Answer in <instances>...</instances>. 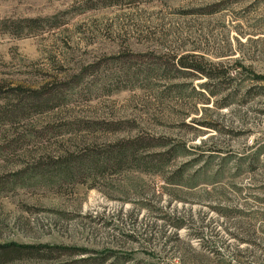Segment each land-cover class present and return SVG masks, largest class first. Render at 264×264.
<instances>
[{
	"label": "rangeland",
	"instance_id": "obj_1",
	"mask_svg": "<svg viewBox=\"0 0 264 264\" xmlns=\"http://www.w3.org/2000/svg\"><path fill=\"white\" fill-rule=\"evenodd\" d=\"M192 55L225 64L233 81L177 75L175 58ZM256 76L264 0H0V246L32 248L8 249L0 264H217L162 218L214 219L218 206L243 212L217 226L224 264H236V222L262 227L264 254ZM44 88L20 103L19 92ZM38 103L47 107L30 109ZM121 148L126 159L109 162ZM169 148L177 157L151 169ZM94 155L107 160L60 174Z\"/></svg>",
	"mask_w": 264,
	"mask_h": 264
},
{
	"label": "trees",
	"instance_id": "obj_2",
	"mask_svg": "<svg viewBox=\"0 0 264 264\" xmlns=\"http://www.w3.org/2000/svg\"><path fill=\"white\" fill-rule=\"evenodd\" d=\"M37 23L36 21L32 22ZM196 57L195 55H192L190 57H176L175 58V63H174V69L176 70L175 72L177 73V75H185L186 73H190V74H194V75H199V76H203L208 78L210 81L212 82H217V81H225L227 79H230V82H232L233 80L229 77V70L225 68V64L223 63H218V64H213V63H202V62H198L195 61ZM190 61V62H189ZM235 81V80H234ZM254 81L255 82H264V77L262 76H256L254 77ZM203 87V86H202ZM255 87V86H254ZM205 88V87H204ZM0 90H1V86H0ZM2 91V90H1ZM18 91H20V89H18ZM49 95V88H44L41 91H32L29 92L27 94L20 93L19 92V98L22 100H20V103L22 104L26 99H30V98H38V97H42L45 98ZM55 105H57V107L53 108H59L58 106V98H55ZM47 107V104L43 105L42 103H38L36 105H32L30 107V109H32L33 111H40L42 110V108ZM160 149H164V148H160ZM130 153V149L128 150H123L122 148L120 149V151L116 154H113L112 158H110L109 162H117L120 163L123 161V159H126V155H129ZM174 150H172L171 148H169L167 151H165V153H157L155 154V156L158 157H154L152 159L151 162H149V165L151 166V169H154V167L158 168L163 164V161H167L166 165H169L170 161H172V159L175 158V156L177 157V154L175 153ZM264 153V148L262 150H260L259 152L256 153L255 155V159L259 160L260 155ZM139 155L133 153L131 157H133V160L135 159V156ZM191 155L190 153H187L184 156H188ZM107 158L105 160L101 159V158H96L95 160V155L88 157V158H82L77 160L76 158H69V160H67L65 163H62L63 165H59V169H60V174L62 175H66V177H69L72 174V167H68V163L70 164H75L77 163L78 167H82L83 165H85L86 163H88V165H91L92 168H95V164H99L100 162L106 161ZM199 160H196V162L193 161V163L191 165H196V163H198ZM159 163V164H158ZM148 165V164H147ZM165 165V166H166ZM184 169H178L177 171H175L173 174H171V176H169L170 178H166V181L170 184V185H178L181 182L177 181V182H172L173 179L176 178H182L184 177ZM212 211H214L216 213V218H208L209 214H206V216L204 217H198V218H194L193 216H190L187 220H185L184 218H173V217H165L162 218V220L165 221V224L167 226H170V228L173 229L174 231V238L175 240H177L178 242L184 243V244H190V242L192 240L197 241L199 244L195 247H192L191 249H193V251L198 252V255L201 257H206L207 259H213L216 261L217 264H224V262L221 259V251H222V247L224 246V242L222 241L221 238V233L220 231L217 232L216 229L217 226L219 225L221 220L224 219H233L235 218L237 215H243V212L240 210H226L222 207H213ZM235 227L236 228V232L235 234H231L230 236L236 240L237 235L241 236L242 238H239V240L237 241V249L234 252V257H235V261L236 264H248L244 261V258L246 256H251L254 260L253 264H260V258L261 256H256L258 253V250L261 252V254L264 256V254L261 251V245L260 243H257L256 237L258 234L263 233V229L262 227H260L259 229L255 230V227L253 229L252 226L246 224L245 222H236L235 223ZM183 229H188L189 230V236L188 238H186V240H183L180 238L179 236V231L183 230ZM205 230H209L210 233H212V239H207L204 236V231ZM237 233V234H236ZM241 245H246L247 248L239 249V246ZM13 249H18V250H31L32 248L29 247H18L14 244L11 245H4V246H0V251L2 252L1 254V258H6V257H10L14 251H10ZM15 250V251H16ZM248 252V253H247ZM30 254V253H29ZM91 259V258H90ZM88 259L86 260L85 264H97V261H92ZM104 261H106V259H104L103 261H100V263L98 264H104ZM214 261V262H215ZM88 262V263H87ZM120 263H123L120 261ZM252 264V263H250Z\"/></svg>",
	"mask_w": 264,
	"mask_h": 264
}]
</instances>
